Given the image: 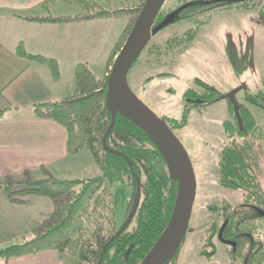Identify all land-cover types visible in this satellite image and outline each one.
<instances>
[{"label":"trees","instance_id":"1","mask_svg":"<svg viewBox=\"0 0 264 264\" xmlns=\"http://www.w3.org/2000/svg\"><path fill=\"white\" fill-rule=\"evenodd\" d=\"M53 1H61L76 7L78 12L73 16L22 17L19 14L16 16L28 22L49 25L85 23L110 18L126 19L127 27L113 47L109 67H112L116 56L123 48L146 2L142 0L133 8L113 10L96 0ZM258 2L178 0L176 7H163L155 21L152 34L157 35V32L180 21L195 19L196 28L175 34L173 38H169L163 49L166 51L172 47L180 48L195 40L199 29L209 23L215 12L225 8L233 12L255 10ZM184 6L187 7L180 10ZM173 14L176 16L172 17ZM160 49L161 47L158 50ZM17 52L29 62L44 65L54 81L61 79L62 73L57 60L30 55L21 45ZM108 79L109 76L99 79L90 65L79 63L75 68L76 90L67 99L33 106V114L37 119L58 123L67 131L69 155H78L84 149L91 153L94 163L98 166L99 175L71 180L48 178L29 184L25 191L21 192H13L9 185L6 190L9 191L11 198L15 194L50 196L54 200L55 211L51 219L44 223L42 231L35 232L32 238L23 243L0 250L1 260L54 250L60 264H141L165 231L175 208L178 183L172 178L160 151L143 130L117 114L115 129L107 137V144L111 150L122 153L133 163V172L141 179L142 198L130 226L119 237L113 239L121 228L116 220L113 184L122 181L133 186L132 205L137 185L129 162L119 154L108 152L104 146V137L112 123L111 108L107 104ZM197 86L202 88L204 93L195 89L187 90L184 99L193 104L186 106L183 119L167 120L166 123L172 130L187 124L191 109L206 107L217 100L227 99L218 90L199 79ZM263 98L264 95L245 96L250 105L262 109ZM227 100L231 119L224 124L229 141L221 155L219 181L226 189L242 191L243 202L236 208L225 203L221 209L216 207L211 210L215 213L222 211L223 222L228 220L223 238L236 241L235 249L225 245L229 250L232 264H264V241L255 238V231L251 226L257 218L264 220L254 210L256 208L264 211V191L256 174V170L259 169L258 151L262 148L259 143L264 146V134L249 107L238 101L240 124L234 112L233 101L230 98ZM251 212L256 216H251ZM215 227L213 224L208 231L206 239L208 242L216 232ZM210 245L208 243L203 248Z\"/></svg>","mask_w":264,"mask_h":264},{"label":"rangeland","instance_id":"2","mask_svg":"<svg viewBox=\"0 0 264 264\" xmlns=\"http://www.w3.org/2000/svg\"><path fill=\"white\" fill-rule=\"evenodd\" d=\"M96 1L104 4L106 8L109 7L99 0ZM168 1L165 5L167 8L176 7L178 0ZM256 7L257 9H248V11L233 12L225 8L215 12L209 23L199 29L195 40L180 48L172 47L166 51L163 49L169 38H173L175 34L196 28L195 19L180 21L157 32V35L152 34L153 37L146 45V49L129 72L128 82L132 92L155 115L167 122L172 118L183 119L186 106L193 104L184 99L187 90L195 89L204 93V90L197 86L198 79L218 90L224 97H228L240 86L246 85L247 90L240 91L237 100L253 112L264 134V109L250 105L245 99L247 94L264 95V0H259ZM63 8L59 6L52 10L51 14L64 15L78 12L76 7L65 4ZM110 19L126 21L125 18ZM110 19H99L95 22ZM114 28H117V25H113L112 30ZM160 47L161 49L158 50ZM58 57L59 64L64 67L63 56ZM96 67L97 69L92 71L99 79H103L105 74L110 76L112 67L107 66L105 71L100 65ZM64 73L65 79L61 86L68 91L70 73L67 68ZM71 90L69 94L76 90V84ZM189 114L187 124L173 131L187 148L192 160L196 173L197 198L190 222L192 232L186 236L171 264H232L229 250L218 239L224 221L221 216L223 212L215 213L211 210L216 207L221 209L225 203L236 208L243 202L242 191L226 189L219 181L221 155L229 141L224 124L231 119L229 103L227 99H220L206 107H195ZM259 145L262 148L258 151L259 169L256 170V174L264 191V146L262 143ZM73 159L72 164L66 165L68 167L72 165L74 169L66 178L59 176L61 179L93 178L99 175L98 166L88 150L84 149ZM113 186L116 220L121 227L132 210L133 186L129 182L122 181H117ZM43 197L48 198V202H54L50 196ZM250 215L256 216L252 212ZM213 224L216 226V232L208 242L206 240L208 231ZM251 226L255 231V238L264 241V220L257 218ZM208 243L211 245L203 248Z\"/></svg>","mask_w":264,"mask_h":264},{"label":"crops","instance_id":"3","mask_svg":"<svg viewBox=\"0 0 264 264\" xmlns=\"http://www.w3.org/2000/svg\"><path fill=\"white\" fill-rule=\"evenodd\" d=\"M99 1L108 9L121 10L139 5L142 0ZM63 4L70 6L53 0H0V250L23 243L42 231L55 211L54 202H48L46 197L15 194L11 198L6 188L10 185L13 192H21L31 183L66 178L74 169L66 164H72L77 156L67 153V131L58 123L37 119L33 106L67 99L75 85V68L79 63L90 65L92 70L100 65L105 71L113 47L127 27L123 19L49 25L16 16H52V10L65 8ZM112 24L117 28L112 30ZM20 45L30 55L57 61L62 55L65 66L60 65L61 79L54 81L44 65L19 56ZM66 68L70 73L68 91L61 86ZM0 264L60 261L51 250L0 259Z\"/></svg>","mask_w":264,"mask_h":264},{"label":"water","instance_id":"4","mask_svg":"<svg viewBox=\"0 0 264 264\" xmlns=\"http://www.w3.org/2000/svg\"><path fill=\"white\" fill-rule=\"evenodd\" d=\"M168 0H146L144 8L134 23L129 37L123 44V48L116 56L111 68L108 79L107 104L111 108L112 123L104 137V146L113 154L121 155L131 167L132 174L136 178L137 191L127 221L119 229L116 239L132 223L133 218L139 210L141 202L142 185L141 179L136 177L133 172V163L125 155L118 151H113L108 147L107 137L114 131L117 114L127 118L136 127H139L160 151L168 170L174 180L178 183L177 198L171 219L163 234L157 239L154 247L145 257L141 264H167L176 258L190 229V222L194 210V203L197 198L196 173L193 168L187 148L176 137L174 131L167 125L166 121L153 113V111L143 104L140 99L132 92L128 82L130 69L139 56L146 49L153 35L155 21ZM251 1V0H250ZM187 6L181 7L180 10ZM247 90L246 85L240 86L233 91L227 99H231L234 104V112L240 123V113L238 112L239 103L237 95L240 91ZM241 124V123H240ZM258 214L264 218V211L257 209ZM228 221H226L218 234L222 244L235 249L236 242L223 239V234Z\"/></svg>","mask_w":264,"mask_h":264},{"label":"flooded vegetation","instance_id":"5","mask_svg":"<svg viewBox=\"0 0 264 264\" xmlns=\"http://www.w3.org/2000/svg\"><path fill=\"white\" fill-rule=\"evenodd\" d=\"M173 16L175 17L176 15H173ZM173 16H172V17H173ZM254 210L257 212V209H256V208H254ZM226 221H228V220H226ZM226 221H225V222H226ZM225 222H223V224H224ZM221 229H222V228H221ZM223 239H224V238H223ZM225 240H226V241H230V242H234V243L236 242V241L229 240V239H225ZM252 243H253V240H252ZM226 246H228V245H226ZM228 247H230V246H228ZM230 248H232V247H230ZM250 248H251V247H250ZM252 250H253V249L251 248L250 251H252Z\"/></svg>","mask_w":264,"mask_h":264}]
</instances>
